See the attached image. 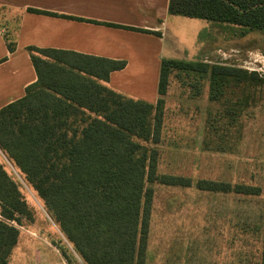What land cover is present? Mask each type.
Segmentation results:
<instances>
[{
    "label": "trees",
    "instance_id": "1",
    "mask_svg": "<svg viewBox=\"0 0 264 264\" xmlns=\"http://www.w3.org/2000/svg\"><path fill=\"white\" fill-rule=\"evenodd\" d=\"M169 14L213 23L232 37L264 34V0H170ZM28 51L38 82L26 89L24 98L0 110V264H10L19 243L20 231L12 223L34 220L2 157L19 172L83 264H146L153 185H193L185 177L159 174L160 154L153 147L161 142L172 73L208 78L209 99L219 108L207 122L204 149L219 153L235 147L238 107L248 104V98L233 103L229 97L264 88V75L164 59L158 100L151 104L108 87L111 73L125 69V61ZM196 188L262 195L258 187L206 180ZM261 244L259 264H264V221ZM67 251L64 257L75 263Z\"/></svg>",
    "mask_w": 264,
    "mask_h": 264
},
{
    "label": "rangeland",
    "instance_id": "2",
    "mask_svg": "<svg viewBox=\"0 0 264 264\" xmlns=\"http://www.w3.org/2000/svg\"><path fill=\"white\" fill-rule=\"evenodd\" d=\"M165 33L166 59L222 64L264 75V34L232 37L213 23L178 18ZM209 80L173 72L165 97L159 174L192 180L191 188L153 185L154 201L146 264H259L264 221V88L229 98L247 99L236 121L237 140L224 153L204 149L207 122L217 104L209 99ZM246 105V103H245ZM1 156V152H0ZM21 188L33 221L12 223L20 231L10 264H83L66 237L24 182L2 157ZM200 180L258 187L262 195L202 192ZM38 254V256L36 255Z\"/></svg>",
    "mask_w": 264,
    "mask_h": 264
},
{
    "label": "crops",
    "instance_id": "3",
    "mask_svg": "<svg viewBox=\"0 0 264 264\" xmlns=\"http://www.w3.org/2000/svg\"><path fill=\"white\" fill-rule=\"evenodd\" d=\"M169 3L170 0H0V110L24 98L26 89L38 82L29 48L125 61V69L111 73L108 87L155 104L161 63L167 60L165 33L183 22L169 14Z\"/></svg>",
    "mask_w": 264,
    "mask_h": 264
}]
</instances>
